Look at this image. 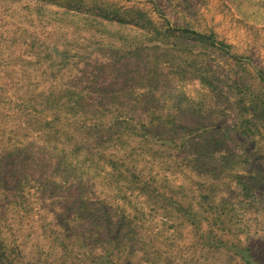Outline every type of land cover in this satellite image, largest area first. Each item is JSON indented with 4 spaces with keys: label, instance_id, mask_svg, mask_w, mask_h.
Segmentation results:
<instances>
[{
    "label": "rangeland",
    "instance_id": "rangeland-1",
    "mask_svg": "<svg viewBox=\"0 0 264 264\" xmlns=\"http://www.w3.org/2000/svg\"><path fill=\"white\" fill-rule=\"evenodd\" d=\"M246 254L264 264V0H0V264Z\"/></svg>",
    "mask_w": 264,
    "mask_h": 264
},
{
    "label": "trees",
    "instance_id": "trees-1",
    "mask_svg": "<svg viewBox=\"0 0 264 264\" xmlns=\"http://www.w3.org/2000/svg\"><path fill=\"white\" fill-rule=\"evenodd\" d=\"M118 20V19H117ZM60 106L61 105H57L55 108H56V110H59L60 109ZM72 108H74V107H72ZM74 111H76V110H74ZM118 119V118H117ZM117 119L115 120V121H117ZM147 134V133H146ZM148 135V134H147ZM137 150H138V147L136 146V145H132V147H131V149H130V151H129V155H131V156H133V154H134V152H137ZM112 161H115V160H112ZM250 190L247 186H245L244 187V190ZM247 249V251L249 252V254L251 255V254H254V251H253V247L250 245L249 247H247L246 248ZM251 252V253H250ZM249 254H246V255H249ZM246 255H244V256H246ZM249 255V257L246 259V258H244V259H246L247 260V262H249L250 264H255V262H256V260L255 259H251L252 257Z\"/></svg>",
    "mask_w": 264,
    "mask_h": 264
}]
</instances>
